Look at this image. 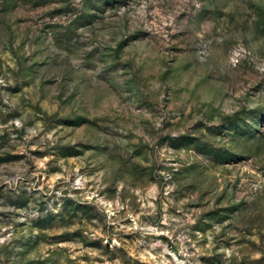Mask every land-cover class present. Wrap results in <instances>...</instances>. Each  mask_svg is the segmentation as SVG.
<instances>
[{
    "label": "rangeland",
    "instance_id": "1",
    "mask_svg": "<svg viewBox=\"0 0 264 264\" xmlns=\"http://www.w3.org/2000/svg\"><path fill=\"white\" fill-rule=\"evenodd\" d=\"M0 264H264V0H0Z\"/></svg>",
    "mask_w": 264,
    "mask_h": 264
}]
</instances>
